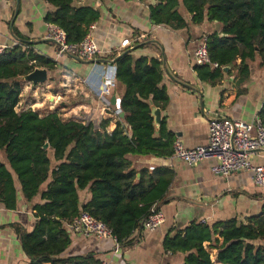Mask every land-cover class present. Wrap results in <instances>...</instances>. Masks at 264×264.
<instances>
[{
  "label": "trees",
  "instance_id": "16d2710c",
  "mask_svg": "<svg viewBox=\"0 0 264 264\" xmlns=\"http://www.w3.org/2000/svg\"><path fill=\"white\" fill-rule=\"evenodd\" d=\"M43 1L52 8L44 22L61 29L69 44H79L100 17L92 8L77 6V0ZM156 2L149 6L154 25L172 30L205 22L219 25L205 41L212 66L195 67L201 80L214 83L224 68L234 67L245 81L253 63L264 67V0ZM114 64L115 81L122 88L118 109L124 118L109 134L107 122L95 129L63 122L56 113L43 118L31 110L17 113L22 88L17 78L36 68H54L21 46L0 56V206L14 211L19 194L27 203L40 197L32 207L33 229L18 230L25 264H100L94 254L64 256L72 235L65 224L87 212L111 229L120 246L130 245L131 234L142 230V221L172 181L171 170H132L128 158L173 155L174 136L164 119L156 128L151 114L153 107L163 110L168 102L163 64L129 51ZM258 118L264 126V102ZM84 190L90 200L80 205L79 192ZM162 247L185 253V264H264V211L247 224L231 221L211 228L192 223L183 233L167 236Z\"/></svg>",
  "mask_w": 264,
  "mask_h": 264
},
{
  "label": "crops",
  "instance_id": "0c3cea01",
  "mask_svg": "<svg viewBox=\"0 0 264 264\" xmlns=\"http://www.w3.org/2000/svg\"><path fill=\"white\" fill-rule=\"evenodd\" d=\"M156 4V0H77V6L100 14L89 30L97 55L92 61H84L75 56L56 57L44 22L52 8L45 1L0 0V45L10 49L21 46L54 68H39L47 71V81L42 85L22 81L16 112L31 110L40 118L56 113L63 122L91 124L95 129L107 122L106 132L112 133L121 120L118 107L122 94L115 81L114 60L129 51L136 58L162 62V85L168 102L160 110L161 120L174 140L179 139L186 149L207 144L209 119L250 123L264 102V67L253 63L245 81L239 80L234 67L224 68L214 83L201 80L195 71L194 53L204 37L219 31V25L205 22L181 30L154 25L149 6ZM185 20L189 22V18ZM124 40L129 41V47H121ZM105 81L111 83L108 107L100 98ZM112 98L115 105L111 104ZM128 158L132 170L172 171L169 187L155 204L164 217L163 224L152 233L133 231L129 238L133 242L119 248L111 240L72 234L65 257L94 254L97 259L112 260L114 264H185V253L164 251L162 243L167 236L183 233L192 223L211 228L231 221L247 224L264 211V190L255 186L246 172L216 176L211 172L213 162L190 167L173 155L165 159ZM251 163L264 167V152L252 156ZM79 199L80 205H85L90 200L89 191L79 192ZM38 203L39 196L27 203L19 194L16 210L0 206V264L26 263L18 230L33 229L36 219L32 207Z\"/></svg>",
  "mask_w": 264,
  "mask_h": 264
},
{
  "label": "built area",
  "instance_id": "2783aa9c",
  "mask_svg": "<svg viewBox=\"0 0 264 264\" xmlns=\"http://www.w3.org/2000/svg\"><path fill=\"white\" fill-rule=\"evenodd\" d=\"M141 2L142 0H133ZM47 39L54 45L56 57L75 56L84 61H92L97 55V46L94 40L87 35L79 44H69L65 33L58 27L47 24ZM206 37L203 38L194 53L196 66H212L207 55ZM130 46L128 40L121 43L122 48ZM8 49L0 45V56ZM216 67V66H214ZM111 83L105 81L100 90V98L105 106H109L107 98L111 96ZM264 152V126L258 116L250 123L239 120H208V139L205 146L186 149L183 143L176 139L173 142V157L187 166H197L203 162H213L212 174L226 177L236 172L250 174L255 186L264 190V167L251 163V157ZM164 222V217L153 205L147 217L142 221V230L147 233L156 231ZM67 231L73 235L95 237L102 240H111L119 248L110 228L103 222L94 219L87 212H81L77 217L65 224ZM100 264H114L112 260H103Z\"/></svg>",
  "mask_w": 264,
  "mask_h": 264
},
{
  "label": "water",
  "instance_id": "95a60500",
  "mask_svg": "<svg viewBox=\"0 0 264 264\" xmlns=\"http://www.w3.org/2000/svg\"><path fill=\"white\" fill-rule=\"evenodd\" d=\"M17 81L21 82V83H22V81H24L26 83L33 85V86L42 85L47 81V71L45 69L36 68L31 73H29L28 75H26L24 77L17 78ZM111 104L115 105V98H112ZM151 114H152V117L154 119L155 126L158 127L160 125V122H161V111L159 109L153 107L151 109ZM119 117L121 119H123L124 114L120 113ZM46 147H47V145L45 146V148Z\"/></svg>",
  "mask_w": 264,
  "mask_h": 264
}]
</instances>
